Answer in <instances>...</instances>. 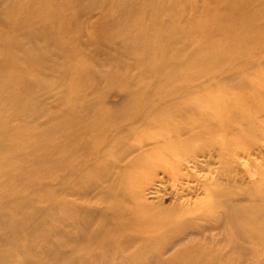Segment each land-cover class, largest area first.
<instances>
[{
	"label": "rangeland",
	"instance_id": "1",
	"mask_svg": "<svg viewBox=\"0 0 264 264\" xmlns=\"http://www.w3.org/2000/svg\"><path fill=\"white\" fill-rule=\"evenodd\" d=\"M107 2L0 0V59L25 70L22 57L39 54L54 75L39 85L42 95L30 109L0 101L2 147L17 150L14 162L0 163V219L17 218L11 207L17 197L39 201L51 191L59 206L46 224L48 234L55 231L38 242L50 254L15 250L11 244H17L1 239L7 232L0 225V259L6 264H264V0H245V15L234 24L226 20L233 15L229 0ZM126 15L128 23L120 18ZM28 17L34 36L22 27ZM106 19L109 30L113 22L126 26L147 48L157 51L158 41L172 64L205 44L223 45L225 52L213 67L192 65L177 86L165 87L157 75L131 66L143 57L137 55L140 42L105 43L98 24ZM18 31L24 37L12 39ZM176 33L180 41H161ZM183 44L188 47L180 50ZM214 50L212 45L202 55ZM56 76L65 79L61 87L47 88ZM161 76L171 79V73ZM62 85L75 86V97ZM207 96L220 108L206 105ZM170 101L183 105L182 117L172 121L185 127L174 130L165 123ZM221 102L235 106L241 120L231 114L220 120ZM206 112L219 121L207 120ZM199 121L203 126H196ZM11 125L20 134L8 139ZM188 128L203 130L212 143L187 136ZM234 207L242 214L231 211ZM143 210L159 212L161 223L137 224Z\"/></svg>",
	"mask_w": 264,
	"mask_h": 264
},
{
	"label": "bare ground",
	"instance_id": "2",
	"mask_svg": "<svg viewBox=\"0 0 264 264\" xmlns=\"http://www.w3.org/2000/svg\"><path fill=\"white\" fill-rule=\"evenodd\" d=\"M75 3H79L81 0H73ZM98 1H101L102 3L108 4L107 0H91V4L97 3ZM111 3V2H110ZM244 3L245 0H229L227 2L226 7L232 11L233 15L230 17H227L226 20L231 22L232 24L236 23L238 19L242 18L245 13L244 12ZM91 6V5H90ZM231 6V7H230ZM109 8V7H108ZM132 15V14H131ZM41 15H38L37 18H39ZM162 14L158 13L156 15V19L160 20ZM120 18H127V23L129 22L130 15L127 17H120ZM224 19L223 17H221ZM28 20L24 21L22 24V27L24 29H27L29 33H31L33 36L36 33V28L34 27V20L32 18H27ZM21 18L19 17V21ZM115 25H112L109 30V20H100L98 27L99 32L101 34H104L106 37L105 43L111 44V42L114 39L119 38L122 42L129 43L130 41H133L134 43L140 42L139 35L136 32H130L127 33L128 29L126 26L124 27H118L116 22ZM155 29H158L159 25H154ZM42 31L47 34L49 33V28L46 26L42 28ZM17 36L20 38L24 37V35L18 31L16 34L12 35V39H17ZM226 37V35H224ZM226 38L220 40L225 41ZM161 41H163L165 44L170 42H177L180 41L179 34H175L171 38L162 37ZM116 43V42H115ZM118 43V42H117ZM155 43L158 44L157 51L154 49H151L152 46L148 45V48L145 44L144 39L139 43V48L142 51L141 53H137L139 57H142L140 59H137L134 64L131 66L137 68L139 72L143 75L149 76V75H157L160 79H158L163 86H177L178 85V77L181 76L182 72L185 71L188 67L192 65H196L197 63H205V68H211L213 67V63H215V57L221 56L225 49L224 46L221 45L218 46L216 44H205L198 46L197 48H192L190 50L191 57L184 61H179L174 64L167 61V56L163 50L162 45L155 41ZM214 45L215 50L209 55V56H203L202 53L208 49L210 46ZM188 46L182 45L180 47V50L186 49ZM8 48H12L10 44H8ZM14 49H16V44L13 46ZM59 52H62L61 47H56ZM55 57L59 58L57 56V51L55 52ZM6 58L0 59V101H11L14 107H17L18 109H23L24 107L30 109L31 102H33L35 99L39 98L43 92L44 88H39L40 84H44L45 80H48L50 76H54L52 73V69L46 62L43 61V57L39 54L30 53L26 57H22V59L25 60L26 69H22L20 67L16 66H9L7 62L4 60ZM24 60H16L17 62H21ZM108 60H109V54H108ZM122 60V59H120ZM71 65V64H70ZM10 72H6L7 70H10ZM171 73V79H162L161 74L167 75ZM5 74H8L6 76ZM47 77V79H45ZM62 76H56L54 79L49 80V83L46 85V87H61L60 81L64 82L65 79H62ZM187 82H190L191 78L186 79ZM240 84H244V79L239 80ZM30 85L31 90L28 91L26 88H28ZM62 89L66 95H70L71 97L74 96V89L75 86H68V85H62ZM19 90V92H17ZM25 91V94L23 92ZM36 94V95H35ZM35 95V96H34ZM207 102L206 105L210 106L211 109H217L220 108L217 104L213 103V100L207 96ZM182 101H185L184 98H181ZM191 104H193L192 101H190ZM196 104V101L194 102ZM165 105V104H164ZM186 106L190 107L189 105L185 104ZM235 108V106H234ZM233 107H230V105L224 104L221 102V109L219 111V119L222 121H226V115L227 116H235L232 117L234 120H241L240 115H238L237 111L234 110ZM140 110V109H139ZM167 116L165 119V123L167 124H174V130L177 129V125L184 126L182 124H176L172 121V119L176 120L178 119V116L182 117V111H183V105L177 101H170L166 105ZM226 112V113H222ZM231 114V115H230ZM206 118L209 121H219V119L214 116L213 114L209 115L206 112ZM170 122V123H168ZM204 122H197L196 126H203ZM176 124V125H175ZM1 125V123H0ZM185 127V126H184ZM62 128V127H61ZM56 129V128H55ZM189 129V128H188ZM165 130V129H164ZM191 132L187 133V136H192V134L200 139L203 145H210L212 143V140L209 139L203 130H195V129H189ZM11 131L12 133L9 134L7 137L8 139H11L13 136H17L20 134V131L16 130V127L14 125H11ZM166 131V130H165ZM182 133V132H181ZM3 137L6 140V135L2 132L0 133V144L3 142ZM225 140L224 138L221 139V143L224 144ZM16 148L9 146V149L3 148L2 144L0 146V163H12L15 161L16 158ZM25 150L21 151V154H25ZM221 157V156H219ZM49 192V193H48ZM46 193V194H45ZM51 191H45L43 194H45V197L42 200L39 201H33L31 199H22L17 197L13 201H11V207L14 212L13 215L17 216L15 220L4 222L2 218L0 219V225L4 226L6 229L7 235L2 236V240L9 242V243H15L17 245L11 244L12 247H14L17 251H23L26 248L29 253H42V254H50V248L48 246L38 244V242L43 239L47 238L51 233H53L55 230H51L48 234L46 229V224L51 222L54 219L55 211L59 208L58 205H55L51 198ZM231 211L239 213L238 215H241V210L238 207H234ZM161 214L159 212H150V211H141L137 214L138 216V222L137 224H148L152 225L156 222H160L157 218ZM161 223V222H160ZM6 226V227H5ZM42 228L43 231H42ZM42 231V233H41ZM1 258V257H0ZM0 264H6L4 261L0 259Z\"/></svg>",
	"mask_w": 264,
	"mask_h": 264
}]
</instances>
